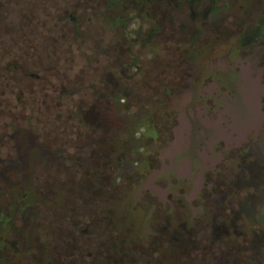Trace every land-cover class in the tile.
I'll return each instance as SVG.
<instances>
[{"label": "flooded vegetation", "instance_id": "obj_1", "mask_svg": "<svg viewBox=\"0 0 264 264\" xmlns=\"http://www.w3.org/2000/svg\"><path fill=\"white\" fill-rule=\"evenodd\" d=\"M7 4L0 5V207L11 204L15 211L0 214V264L189 263L183 251L203 226L205 215L196 212H204V203L191 215L175 214L171 206L165 215H44L36 192L57 178L79 180L92 168L110 199L125 170L108 154L115 148L126 153L124 142L128 154L145 155L142 175L150 191H159L152 185L157 178L165 176L169 186L172 175L183 176L186 168L175 160L195 159L193 145L203 138L242 161L232 129L239 112L247 116L264 97V70L251 67L253 61L264 66V0ZM11 10L19 20H10ZM64 124L68 140L52 145L50 133H63ZM214 165L197 167L190 203L207 199L199 194L200 181ZM113 168L119 173L110 179ZM129 173L138 175L137 167ZM215 173L216 187L230 188L243 177L221 168ZM8 181L14 195L3 199ZM68 194L63 188L62 196ZM144 194L137 202L156 210L151 192ZM220 216L215 231L226 228Z\"/></svg>", "mask_w": 264, "mask_h": 264}, {"label": "rangeland", "instance_id": "obj_2", "mask_svg": "<svg viewBox=\"0 0 264 264\" xmlns=\"http://www.w3.org/2000/svg\"><path fill=\"white\" fill-rule=\"evenodd\" d=\"M10 0H0V5ZM8 5V4H7ZM10 6V4L8 5ZM14 6V5H12ZM17 6V5H16ZM21 6V5H20ZM10 20H19L17 12L11 10ZM250 60V57L249 59ZM2 64H8V60H3ZM253 70L263 71L264 66L261 61H253ZM261 104L258 108L255 103L247 113L239 112L235 118L239 124L236 129H232V136L237 140L234 143H240L239 154L244 158L240 161V157L231 155L225 152L223 144L209 145L208 138H203L204 142L195 143L193 150L198 153L195 159L191 156H185L175 160L177 163L184 165L186 173L177 177L176 174L172 175V184L168 186L166 177L160 180L157 178L152 183L159 191H150V182L145 180L143 173V165L145 155L127 153L129 145L124 142L122 155L121 150L109 151L110 160L118 157L116 161L124 168L123 180L120 182V189L117 194L116 190L110 189V199L105 195V191L101 192L99 189L100 181L97 180V173L94 169L90 168L88 174L83 175L81 179L77 180L75 177L61 179L57 178L50 185H46V191L41 193L36 192V198L40 200V207L44 215H57V214H83V215H165L170 206L174 208L175 214L191 215L192 210H197L204 203V212L197 211L198 214H204L203 226L198 230L196 236L186 237L188 239L187 249L184 248L185 253H189V263L187 264H264V97L259 102ZM195 107H200L201 118H205V111H203V104L200 101L194 103ZM208 118H214L215 114L211 111L207 113ZM245 119L246 122L243 120ZM111 122V118L109 119ZM61 125L63 133L56 134L50 133V141L52 145L57 146L59 142L68 140V128ZM196 129V127H195ZM258 131L261 135H258ZM248 140V142H244ZM204 143V144H203ZM122 144V143H121ZM252 151L248 155H244V151ZM119 156H118V154ZM140 157V158H138ZM134 158V159H132ZM93 159V158H92ZM193 159V160H192ZM99 157L94 158V162H100ZM135 161V163H134ZM96 162V163H97ZM175 162V163H176ZM176 163V164H177ZM214 164V169H210L204 178L200 181L202 189L199 191L205 194L207 199L196 198L191 203L188 196L192 195L193 185L197 186L199 183V172L197 167L199 165ZM142 166V167H141ZM133 167H137L138 175H131L129 172L133 171ZM244 168V170L238 169ZM221 168L225 173L237 174L242 173L243 177L238 178V182L231 185L230 188L221 186L216 187V181L219 177L215 173L216 169ZM178 170L176 169V172ZM247 171V174L245 173ZM117 168L110 169L108 177L111 179L116 175ZM250 175V176H249ZM122 176V175H121ZM223 176V175H222ZM133 177L136 180L133 181ZM250 177V178H249ZM246 180V186L239 189L237 193H232L236 186ZM249 178V180H247ZM17 179V178H16ZM113 180V179H112ZM232 177L229 175L225 179L229 183ZM13 182V181H12ZM12 182L8 181L6 191L1 194V198H12L14 191L11 190ZM219 182V181H218ZM111 184V182H110ZM80 188L84 189L78 192ZM62 188V189H61ZM63 188L70 190V194L63 197ZM223 188V189H222ZM61 189V190H60ZM145 193L151 192L157 208L153 210L143 203H138L137 200L146 198ZM165 195L166 200H162ZM222 192L228 195L220 198ZM102 193V194H101ZM198 194V195H199ZM120 195V196H118ZM109 197V196H108ZM62 198V199H61ZM66 198V199H64ZM117 198H120L124 204L118 205ZM64 199V200H63ZM108 199V200H107ZM181 199L184 209L179 206L177 202ZM222 199L223 204H219ZM61 200V201H60ZM231 200L233 205L228 204ZM60 203V205H59ZM85 203V204H84ZM92 204L90 210L89 205ZM192 207V208H191ZM191 209V210H190ZM180 210V211H178ZM15 207L8 204L7 206L0 207V214L13 213ZM223 215L226 218V228L221 227L215 231L216 225L220 224L218 221H224ZM213 217L216 219L212 221ZM233 220V224L229 220ZM202 219V218H201ZM179 228V227H177ZM228 232L225 234V232ZM215 232V233H214ZM181 237V236H179ZM175 242V241H174ZM195 248H198L196 250ZM188 251V252H187Z\"/></svg>", "mask_w": 264, "mask_h": 264}]
</instances>
